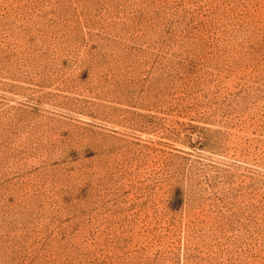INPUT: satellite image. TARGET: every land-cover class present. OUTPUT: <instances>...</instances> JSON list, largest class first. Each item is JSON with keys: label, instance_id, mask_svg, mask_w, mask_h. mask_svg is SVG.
Instances as JSON below:
<instances>
[{"label": "rangeland", "instance_id": "374dc122", "mask_svg": "<svg viewBox=\"0 0 264 264\" xmlns=\"http://www.w3.org/2000/svg\"><path fill=\"white\" fill-rule=\"evenodd\" d=\"M0 264H264V0H0Z\"/></svg>", "mask_w": 264, "mask_h": 264}]
</instances>
